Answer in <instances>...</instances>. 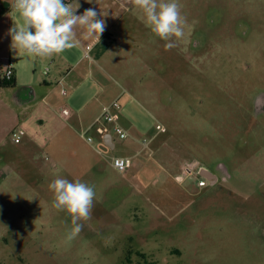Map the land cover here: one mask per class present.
Segmentation results:
<instances>
[{
  "label": "rangeland",
  "instance_id": "1",
  "mask_svg": "<svg viewBox=\"0 0 264 264\" xmlns=\"http://www.w3.org/2000/svg\"><path fill=\"white\" fill-rule=\"evenodd\" d=\"M179 2L172 48L131 0H75L106 28L97 43L77 27L65 56L41 60L1 38L19 72L1 98L20 125L0 147V264H264V0ZM90 127L111 134L112 156H132L125 176L82 139ZM194 159L224 168L217 185L174 179ZM57 177L96 191L70 243L71 217L48 187Z\"/></svg>",
  "mask_w": 264,
  "mask_h": 264
},
{
  "label": "clouds",
  "instance_id": "2",
  "mask_svg": "<svg viewBox=\"0 0 264 264\" xmlns=\"http://www.w3.org/2000/svg\"><path fill=\"white\" fill-rule=\"evenodd\" d=\"M131 3L143 13L145 26L167 42L166 48L174 46L171 42L174 38L184 36L186 19L179 0H131ZM77 8L64 0H13L12 12L16 15L11 17L14 23L8 30L11 48L15 52L47 60L79 44L77 27L83 30L84 39L99 43L106 28L105 20L98 18L97 11L92 8L83 14H75ZM17 18L19 23L15 22ZM48 187L53 193L52 207L71 217L72 227L65 236V241L70 243L83 230L80 221L91 218L96 191L79 179L73 182L61 177L52 180Z\"/></svg>",
  "mask_w": 264,
  "mask_h": 264
},
{
  "label": "built area",
  "instance_id": "3",
  "mask_svg": "<svg viewBox=\"0 0 264 264\" xmlns=\"http://www.w3.org/2000/svg\"><path fill=\"white\" fill-rule=\"evenodd\" d=\"M66 4H70L71 0H64ZM48 69L45 71V74H48ZM15 75V62L10 57H4L0 60V81H11ZM62 84V82H60ZM68 92L66 89H63V95H67ZM118 102H114L111 106L105 107L101 114V118H109L111 117V110L113 108H118ZM64 115H69L68 110H63ZM99 119V120H100ZM97 120V122L99 121ZM95 122V123H97ZM94 123V124H95ZM91 127L81 134L82 139L93 149V151L103 158H108L112 167L120 174L124 175L128 171V166L130 164V160L126 157L112 156V148L110 145L101 137L100 139L94 138L89 134ZM114 132L120 139L127 138V132L118 124H114L113 126ZM18 141V139L16 140ZM48 159V158H46ZM195 167V163H187L182 166V174L179 175L176 180L179 182L182 180L186 171L189 169H193ZM203 184V183H200Z\"/></svg>",
  "mask_w": 264,
  "mask_h": 264
},
{
  "label": "crops",
  "instance_id": "4",
  "mask_svg": "<svg viewBox=\"0 0 264 264\" xmlns=\"http://www.w3.org/2000/svg\"><path fill=\"white\" fill-rule=\"evenodd\" d=\"M9 1L10 0H0V46H1V38L4 36L5 33L8 32L9 30V25H8V22H7V17L9 16ZM74 2L75 0H71V3L70 4H73L74 5ZM85 5L82 4L81 7H83ZM77 6V3L76 5ZM84 11H81V10H77L76 9V13L75 14H83ZM98 12V11H97ZM106 16V15H105ZM104 16V17H105ZM13 24V20H11V23L10 25ZM65 53L67 54L68 51L67 49L63 52V56H65ZM4 56L3 52L1 51L0 49V60L1 58ZM19 76V72L18 70L16 69V65H15V75H14V80H15V84L17 86V82L19 80L18 78ZM1 82V81H0ZM3 92H4V88H1L0 87V147L4 146V141H5V138H6V134H8L13 128L19 126L20 124L18 123V118L15 117V119L11 120V115H10V111H11V106L9 105H6L5 104V101L2 100L1 96L3 95ZM32 100H36V95L33 96ZM26 103L22 104L25 105ZM124 129V127H122ZM127 134H128V131L126 129H124ZM111 136V134L108 132V131H102L101 132V137L104 139V140H107V137L108 136ZM120 139V138H119ZM130 139V136L128 134L127 138L125 139H122L124 141L126 140H129ZM112 144L114 145V149L116 147L115 145V141H114V138L111 136V140ZM109 142V143H111ZM134 140L131 138V143H133ZM113 149V150H114ZM135 156V154L133 155ZM119 157H126L128 158L130 161L132 159V156H126V155H119ZM112 166V165H111ZM126 174H124L123 176H125ZM179 175H176L175 177H178Z\"/></svg>",
  "mask_w": 264,
  "mask_h": 264
},
{
  "label": "flooded vegetation",
  "instance_id": "5",
  "mask_svg": "<svg viewBox=\"0 0 264 264\" xmlns=\"http://www.w3.org/2000/svg\"><path fill=\"white\" fill-rule=\"evenodd\" d=\"M258 109H261L264 111V95L260 94L259 100H258ZM187 163H195V167L193 169H189L186 171L185 175L183 176L182 180L179 181V183H185L189 179H194L196 182V186L199 188H205L208 186V184H211L212 186L217 185L219 181L221 180V177L218 173V171L221 169H224L223 167H217V171L209 169L208 167L204 166L198 159H194L191 161H185L182 163V166H184ZM182 166H181V174H182ZM225 175V180H228L230 178V175L227 173ZM177 177H174L176 180ZM177 181V180H176ZM178 182V181H177ZM203 183V184H200Z\"/></svg>",
  "mask_w": 264,
  "mask_h": 264
},
{
  "label": "trees",
  "instance_id": "6",
  "mask_svg": "<svg viewBox=\"0 0 264 264\" xmlns=\"http://www.w3.org/2000/svg\"><path fill=\"white\" fill-rule=\"evenodd\" d=\"M10 86H16L14 78L11 81H1L0 82V87L1 88H6Z\"/></svg>",
  "mask_w": 264,
  "mask_h": 264
},
{
  "label": "water",
  "instance_id": "7",
  "mask_svg": "<svg viewBox=\"0 0 264 264\" xmlns=\"http://www.w3.org/2000/svg\"><path fill=\"white\" fill-rule=\"evenodd\" d=\"M110 140H111V136L109 135V136L107 137V140H105V141L110 145V147H111L112 149H114V145L112 144V142H111ZM109 142H111V143H109Z\"/></svg>",
  "mask_w": 264,
  "mask_h": 264
}]
</instances>
